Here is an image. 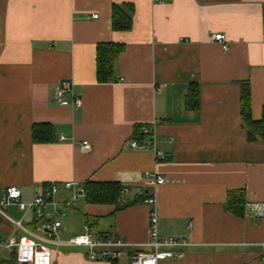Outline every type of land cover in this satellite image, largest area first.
<instances>
[{"label": "crops", "instance_id": "0c3cea01", "mask_svg": "<svg viewBox=\"0 0 264 264\" xmlns=\"http://www.w3.org/2000/svg\"><path fill=\"white\" fill-rule=\"evenodd\" d=\"M113 4L131 16L129 30L112 29ZM213 33L224 35L227 49ZM100 42L124 46L111 82L96 79ZM62 81L80 106L55 103ZM243 83L258 120L264 0H0V197L16 186L28 202L54 182L63 201L72 194L64 182H117L128 188L124 201L91 204L78 196L58 218L59 239L92 222L96 234L112 230L128 242L119 264H129L130 255L151 250L146 193L155 197L159 234L189 243L173 249L181 258L158 264H264V221L252 209L264 202V142L247 138ZM189 84L199 86L196 110L184 106ZM34 123L50 124L52 140L34 142ZM136 125L154 126L164 160L131 148ZM230 190L245 193L242 217L227 209ZM4 211L22 214L14 204ZM10 230L0 222V237ZM49 246L52 264H111L91 260L83 247Z\"/></svg>", "mask_w": 264, "mask_h": 264}, {"label": "built area", "instance_id": "2783aa9c", "mask_svg": "<svg viewBox=\"0 0 264 264\" xmlns=\"http://www.w3.org/2000/svg\"><path fill=\"white\" fill-rule=\"evenodd\" d=\"M160 1V0H154ZM97 17V14H93ZM210 38L227 49V43L222 33H213ZM71 85L68 81H62L55 90V103L59 106L78 107L81 105L79 96L71 92ZM141 132L144 135L142 143L131 138L128 144L133 149H150L154 155L164 160L166 154L157 148L155 139V128L152 125H142ZM60 139H65L60 136ZM87 146V142H83ZM156 183L164 182V178L156 176ZM63 187L71 189V196L63 201H58L56 196L60 189L58 183H48L37 188L34 197L28 201L20 200V189L16 186L7 187L0 197V215L10 222L11 230L8 236L0 237V261L9 253L14 252V264H52V250L49 244L63 246L83 247L87 250L88 257L94 261L116 260L119 264L126 256L128 242L114 231L104 235L94 232L93 223L86 222L83 225V232L75 234L66 240L59 239L61 222L59 217L65 215L75 198L84 195L83 187L77 182H64ZM128 188L122 186L119 192L118 201H124ZM143 202L149 206L146 245L151 248L148 251H137L128 257L129 264H158L162 259L181 258L183 252H174V248H181L189 245L186 239L172 236H162L158 232V215L155 207V197L143 194ZM16 205L21 211L20 218H12L3 208L9 205ZM254 215L264 221V202L252 204ZM30 216V217H29ZM25 223L29 224L26 225ZM35 231H41L43 236ZM18 232H22L17 235Z\"/></svg>", "mask_w": 264, "mask_h": 264}, {"label": "trees", "instance_id": "16d2710c", "mask_svg": "<svg viewBox=\"0 0 264 264\" xmlns=\"http://www.w3.org/2000/svg\"><path fill=\"white\" fill-rule=\"evenodd\" d=\"M131 9V8H129ZM132 26V18L128 12L119 5L113 4L111 8V27L115 31H126ZM122 43L100 42L95 49L96 79L97 82L106 83L115 80L114 62L122 52ZM184 106L187 110L199 108V86L189 84L185 94ZM240 116L246 128L248 140L264 142V104L261 109L260 119L254 120L251 116L250 89L247 83L241 85L240 91ZM141 125H136L131 138L142 143L144 135ZM31 137L34 142L45 143L52 140L53 129L48 123H34L31 127ZM84 197L91 204H114L119 196L122 185L117 182H96L87 180L82 185ZM144 195L141 196L143 200ZM141 200V201H142ZM227 209L235 216L242 217L245 206V193L243 190H230L226 195ZM14 252L3 257L0 264H14ZM111 264H118L112 260Z\"/></svg>", "mask_w": 264, "mask_h": 264}, {"label": "rangeland", "instance_id": "374dc122", "mask_svg": "<svg viewBox=\"0 0 264 264\" xmlns=\"http://www.w3.org/2000/svg\"><path fill=\"white\" fill-rule=\"evenodd\" d=\"M3 209H5V208H3ZM8 215H10L12 218H16L13 214H12V212H10V211H7L6 212ZM8 220H6L4 217H2V215H0V222L2 223V224H6V225H8V223H10L9 221L7 222ZM36 233H40V234H42V232L41 231H35ZM22 233V232H21Z\"/></svg>", "mask_w": 264, "mask_h": 264}]
</instances>
